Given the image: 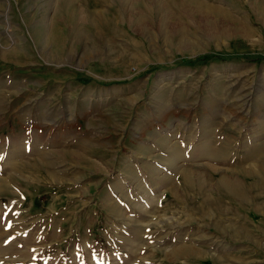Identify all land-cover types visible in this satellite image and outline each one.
I'll list each match as a JSON object with an SVG mask.
<instances>
[{"label":"rangeland","instance_id":"1","mask_svg":"<svg viewBox=\"0 0 264 264\" xmlns=\"http://www.w3.org/2000/svg\"><path fill=\"white\" fill-rule=\"evenodd\" d=\"M0 98V264H264V0H0Z\"/></svg>","mask_w":264,"mask_h":264},{"label":"bare ground","instance_id":"2","mask_svg":"<svg viewBox=\"0 0 264 264\" xmlns=\"http://www.w3.org/2000/svg\"><path fill=\"white\" fill-rule=\"evenodd\" d=\"M72 2V1H71ZM73 3V2H72ZM66 3H64V5H65ZM197 4V3H196ZM68 5V7H67V15H69L73 20H71V18H68V16H65V21H67L66 22V25L68 26V25H70L71 23L73 24V21H75L76 23H74L75 25L73 26V28L71 29V34H73V35H79V34H81L82 33V30L84 29V27H82V20H81V18H83V16L81 17L80 16V18H79V13H80V11H76L75 9H74V7L72 8V5H69V3L67 4ZM66 6V5H65ZM63 8V7H62ZM66 8H64V10H65ZM80 10V9H79ZM79 12V13H78ZM82 13V12H81ZM262 15V14H261ZM84 20V19H83ZM96 20V19H95ZM82 21V22H81ZM86 22H87V20H86ZM93 22V21H92ZM95 22V21H94ZM84 23H85V21H84ZM98 23V22H97ZM71 24V25H72ZM84 25V24H83ZM100 25V24H99ZM98 25V26H99ZM94 26V25H93ZM61 30L59 29V28H57V29H55V31H54V34H52V36H51V38H52V40L56 43V45L55 46H57V47H62V45H63V36L61 35ZM80 36V35H79ZM49 38V37H48ZM59 49V48H58ZM0 99H2V98H0ZM3 102H4V100H2V101H0V109L2 108L1 107V104H3ZM43 110H41V112H42ZM45 114H46V111H44V117H47V115L45 116ZM41 115V114H40ZM229 143V142H228ZM19 145V144H18ZM23 146V145H22ZM24 147V146H23ZM23 147H16L15 145H14V149L15 150H17L16 148H19L18 150H17V152H15V153H13V154H21L22 152H24V149H23ZM222 147H223V149L224 150H227L228 149V147H229V145L227 144V145H222ZM227 148V149H226ZM75 155V154H74ZM216 155L215 154H213L211 157L212 158H216L215 157ZM218 158V157H217ZM254 165H255V168H257V169H255V170H257V171H255V170H253L252 169V167L250 168V169H246L245 170V174H247V176L248 177H250V175L251 176H256L257 177V174L259 175V176H264V161H262L261 162V164H259V163H254ZM15 169V168H14ZM261 173V174H260ZM189 175V173H187V172H185L184 173V175H183V177L186 179V180H188V181H190V182H192V179H193V177L190 175V176H188ZM258 184H256V185H253V184H251V183H249V182H247V183H242V182H240V181H238V180H234V179H231V178H227V177H222L221 178V180L219 181V183H218V189H224V191H225V194H232V195H234L236 198H238V199H241V201H250V203L252 204L253 203V201L255 200V199H257V197L258 196H256V197H254L253 195H252V191H253V189H256V188H258V187H263L264 186V180L262 179V178H258ZM199 183H200V186H201V188L204 190V189H206V187H207V183L205 182V180L203 179V180H199ZM246 184H248V185H246ZM6 190V189H8L9 190V187H8V184L6 183V179L5 180H0V191H2V190ZM12 192V191H11ZM219 192V191H218ZM222 197V196H221ZM207 198V197H206ZM223 198L225 199L226 197L225 196H223ZM204 201H207L208 203L207 204H215V205H219V201H216V203L215 202H211V200L209 201V198L208 199H205ZM264 205V204H263ZM4 232H6V229H1V232L0 233H3L4 234ZM8 232V231H7ZM42 239V238H41ZM185 251L184 252V254H188V252L190 251V249L189 248H185V249H182L181 251Z\"/></svg>","mask_w":264,"mask_h":264}]
</instances>
